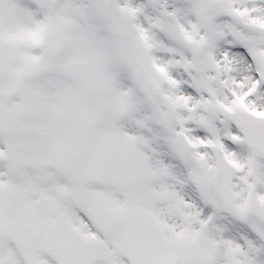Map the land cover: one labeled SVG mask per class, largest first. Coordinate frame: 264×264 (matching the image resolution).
<instances>
[{
    "label": "snow or ice",
    "instance_id": "6c2138e0",
    "mask_svg": "<svg viewBox=\"0 0 264 264\" xmlns=\"http://www.w3.org/2000/svg\"><path fill=\"white\" fill-rule=\"evenodd\" d=\"M0 264H264V0H0Z\"/></svg>",
    "mask_w": 264,
    "mask_h": 264
}]
</instances>
